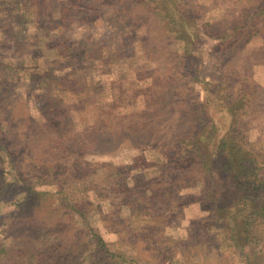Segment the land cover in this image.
<instances>
[{"label":"rangeland","instance_id":"374dc122","mask_svg":"<svg viewBox=\"0 0 264 264\" xmlns=\"http://www.w3.org/2000/svg\"><path fill=\"white\" fill-rule=\"evenodd\" d=\"M127 1H111L119 15L102 9L93 17L98 27L91 29L81 23L88 1L77 0L68 36L79 40L91 33L99 39L106 33L129 43L131 35V51L137 52L149 31L151 43L168 45L146 67L145 56L137 53V64L124 68L123 82L136 92L129 110L137 112L140 123L132 140L144 146L134 149L128 147L130 141H123L126 146L115 154L83 155L77 167L69 159L56 163L54 174L64 180L68 199L55 193V185H48L52 176L37 171L23 150L14 156L16 167L33 179L35 190L55 194L26 201V187L16 180L14 169L6 161L0 163L5 183L10 184L0 196V264H101L94 261L91 229L114 243L110 252L124 254V264H264V28L259 27L264 16L253 11L264 0H161L168 16L178 20L179 36L172 41L150 31L152 21L141 13L135 32L121 28L122 19L115 24L121 10L131 8ZM242 10L250 15L244 23L249 31L261 32L248 43L238 35L220 45L217 37L231 30ZM10 20L0 12V60L12 56L21 40ZM177 51L179 66L174 60ZM179 74L181 82L176 81ZM226 75L232 78L228 83ZM157 88L162 92L153 99L147 92L156 93ZM4 89L0 86L3 126L15 123L13 115L41 117L39 104L28 97L39 91L29 82L20 83L7 102ZM240 89H245L244 95L237 92ZM175 92L181 95L174 97ZM200 117H205L204 124ZM235 119L239 124L231 128ZM160 121L161 126L153 127ZM150 128L160 142L172 134L197 136L208 153L211 174H201L192 164L180 170L165 162L160 151L171 154L170 146L141 139L153 133ZM130 131H122L123 136L128 138ZM230 150L238 156L230 159ZM4 157L1 149L0 159ZM159 160L165 163L160 168ZM241 164L250 169L237 175ZM114 167L123 178L118 182L110 178ZM109 254L103 251L102 257Z\"/></svg>","mask_w":264,"mask_h":264},{"label":"trees","instance_id":"16d2710c","mask_svg":"<svg viewBox=\"0 0 264 264\" xmlns=\"http://www.w3.org/2000/svg\"><path fill=\"white\" fill-rule=\"evenodd\" d=\"M76 1L0 0V12L11 19L10 24L14 25L12 27L21 39L17 45L18 49L13 55L0 60V86L5 88V92L2 93L3 99L7 102L10 93H14L16 89L20 88V83L29 82L30 86L39 91L38 94H32L28 97L35 98V101L39 104L37 108L41 117L36 118L33 116L32 118L30 115L28 117H24V115L15 117L13 115L12 118L15 123L8 121L6 126H3L1 124L3 119L0 116V150H5L4 160L0 159V163L6 161L14 169L16 180L26 187V201L37 196L57 192L65 194V198H69L70 191L62 182L64 180H62V177L58 180L59 175L54 174L57 168L56 163L65 162L69 159L71 164L77 167L82 164L83 155L89 152L117 153L123 146H126L123 141H130L128 147L134 149L144 146L134 144L132 140L133 135H135L132 134L135 132V126L137 123L140 125V123L135 119L137 112L129 110L136 92L132 86H125L123 82L124 75H126L124 68L126 66L131 68L137 64V53L145 56L143 67H146L150 62L159 59L156 54L163 53L164 47L168 45L166 43H151V38H149L151 33L149 31H147L146 39L136 48L137 52L131 51V47L135 45L131 35H129V43L124 42L122 39L112 38L111 35L106 33L101 35L99 39L96 37L97 35L86 33L81 39L74 40L72 36H68V33L71 31L69 28L70 23L75 21L71 13ZM87 1L85 20L81 23H88L91 29L95 26L98 27V22H94L93 17L99 14L102 9H111L116 14L120 12V9L114 7L117 4L110 3L114 0ZM126 6L131 8L128 10L123 8L120 14L121 17L117 16V22L115 23L118 24V21L122 19L121 28L134 30L135 32L139 27L136 16L141 13L144 17L146 16L145 20L150 19L152 21L151 27L153 30L149 28L150 31L160 33L162 40H167V38L171 41L173 38L178 39L179 32H175L177 31L175 23L178 20L168 16V10L163 8L164 5L161 0H128ZM261 7L253 8L258 17L264 16V4ZM245 10L237 12L240 18L227 34H220L217 37L221 40L220 45H225L228 37L238 35L248 43L261 32L260 30L254 33L249 31L248 26L244 24L249 15L248 11ZM259 27L264 28V20ZM125 37L127 36L122 38ZM180 57L179 52L176 53L175 58H179L177 60L174 58L176 66L182 65ZM165 62L167 63L168 59ZM114 72H118V74L115 75ZM182 77L179 74L176 81L181 82ZM231 80V76L226 75L225 82L228 83ZM104 87L105 89L107 87V90H104ZM176 88L177 91L181 90L179 84ZM161 92L162 90L157 88L156 93L151 90L147 93L154 99ZM237 92L244 95L245 89H240ZM176 93L174 97H177L178 94L181 95L179 92ZM247 97L248 94L243 96L242 99ZM151 103L153 104L152 101ZM150 104L145 103L146 108H150ZM158 105H160V102H158ZM193 107H196V105H193ZM195 111L198 112L199 109L196 108ZM5 114L6 111L3 115ZM200 120L201 124H204L206 119L200 117ZM162 123V121L157 122L153 127L161 126ZM238 124V120L235 119L231 122L230 127L235 128ZM22 130L25 134H22L24 133ZM129 130H131V134L128 138H125L122 131ZM150 130L153 131L152 128ZM29 133H33V136ZM2 137L4 142L1 141ZM156 137V133L153 131L146 139H141L143 143L152 141L153 144L159 142L156 144L158 147L170 146L172 149L171 154L160 151L163 152L165 162L171 161L170 164L180 170L183 169L182 166L192 164V166L199 167L201 174H211L208 153L201 148L197 136L192 133L191 135L172 134L165 137L164 140L162 139V142ZM4 144H7L6 149ZM21 150H23L24 156L37 168V171L52 176L54 181L48 183V185H55L53 189L55 193L52 192L53 190H35L31 185L33 179L26 176V171L23 168L16 167L17 165L13 159L14 156H18ZM229 155L230 159H233L238 156V152L230 150ZM136 161H138V158H136ZM158 164L160 168L165 163L159 160ZM147 165L150 164L139 166L147 167ZM238 166L241 170L237 175L248 172L250 169L242 164ZM3 173L0 168V196L3 195L6 187L10 185L5 183ZM109 174L113 182H118L117 178H120V173L117 172V167L112 168ZM210 177L211 175H209ZM135 178L132 177L131 179ZM23 204V202L20 203V207ZM91 241L92 251H95L94 255L96 256L94 258L95 262L124 264L122 260L125 255L111 253L110 246L113 247L114 243L107 241L93 229H91ZM103 251L110 253L107 258L102 257Z\"/></svg>","mask_w":264,"mask_h":264}]
</instances>
